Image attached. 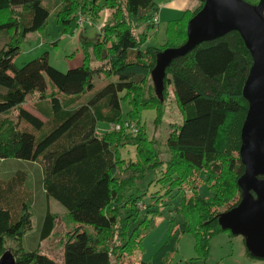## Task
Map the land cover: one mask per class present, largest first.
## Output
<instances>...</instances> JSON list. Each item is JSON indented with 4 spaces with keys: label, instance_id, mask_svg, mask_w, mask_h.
Masks as SVG:
<instances>
[{
    "label": "trees",
    "instance_id": "trees-1",
    "mask_svg": "<svg viewBox=\"0 0 264 264\" xmlns=\"http://www.w3.org/2000/svg\"><path fill=\"white\" fill-rule=\"evenodd\" d=\"M196 1L193 11L166 23L163 46L143 48L146 30L157 25L152 22L158 13L153 0H61L56 22L63 35L73 25L76 28L78 14L92 26L102 12H110L96 41L82 43V64L61 73L49 66L46 53L19 69L12 64L27 35L46 25L49 11L43 0H0V38L5 39L0 48V160L41 162L46 198L59 203L75 226L59 262L39 250H24L21 241L33 229L32 214L26 201L30 195L26 176L17 172L0 180V256L6 240L19 245L10 249L15 264H121L142 251L141 240L152 218L144 216L130 231L142 198L133 191L162 162L155 141L147 137L139 120L142 111L154 110L157 123L168 90L182 121L169 126L164 142L168 159L154 181L164 192H157V204L149 207L152 215H160L158 204L177 197L174 213L184 221L168 230L167 240L149 262L140 264H167L185 233L194 238L197 258L205 260L210 239L230 234L220 229L217 217L240 200L237 180L244 170L239 159L240 130L247 112L242 87L252 64L248 50L240 36L230 32L173 60L165 71L162 102L150 78L156 54L185 43L186 24L204 2ZM95 79L105 84L93 93ZM48 85L53 91L47 95ZM34 95L49 106L45 116L51 130L41 138L20 130L21 122L35 131L45 126L22 108ZM122 103L129 107L126 120L121 118ZM10 111L15 112V121L6 118ZM123 122L134 125L135 131L122 127L98 132L99 123ZM128 147L135 150L133 160L121 158L120 151ZM202 185L209 197L198 194ZM54 220L47 209L41 241L51 235Z\"/></svg>",
    "mask_w": 264,
    "mask_h": 264
},
{
    "label": "rangeland",
    "instance_id": "rangeland-1",
    "mask_svg": "<svg viewBox=\"0 0 264 264\" xmlns=\"http://www.w3.org/2000/svg\"><path fill=\"white\" fill-rule=\"evenodd\" d=\"M158 9V23L152 31H147V40L143 48H159L166 42V23L169 20H176L181 15L179 12H173L174 7H178L180 3H186L190 0H181L184 2H169L165 0H153ZM249 5H256L258 0H243ZM61 0H43V3L49 11V17L46 25L41 32H36L28 35V38L20 45L19 53L12 59V64L19 69L27 62L39 58L44 53L48 56V64L55 70L65 73L71 68H76L82 61L81 45L86 41L94 42L100 35V29L109 19L110 12L104 11L98 21L92 26H84L83 28L72 29L67 34H62V28L56 22V10L60 8ZM163 6V7H162ZM193 11V10H192ZM156 16V15H154ZM86 18V17H85ZM91 22V21H90ZM5 42L4 38H0V48ZM95 79V90H99L105 82H100ZM48 84V82H47ZM53 90L48 85L47 95ZM64 97V96H63ZM38 98L36 95L30 96L22 105L27 111L37 115L45 126L41 130H33L29 125L21 122L20 130H24L33 134L36 138H41L46 135L51 129V124L46 120L45 112L48 110L46 101L35 105ZM81 101V100H80ZM163 101V100H162ZM122 120H126V113L129 107L126 103H122ZM50 109V108H49ZM157 113L154 110L142 111L140 115L139 125L144 127L147 137L155 141V147L158 151L159 160L162 166L159 169H164V163L168 159V154L164 146L166 136L170 125L181 124V115L175 105L172 93L168 90L167 96L163 101V112L161 118L155 123ZM12 121L16 120L15 112L10 111L6 117ZM112 131L109 124L99 123L98 132L104 133ZM122 159L133 160L135 158V150L133 147H128L120 151ZM154 168L150 170L143 178V181L136 185L137 192L135 195L142 196L141 203L138 204L140 212L135 223L129 225L130 231L137 228L139 221L147 216L152 218V226L147 231L143 240H141L142 251L136 252L133 256L125 258L121 264H140L149 262L156 251L164 244L168 237V230L171 227H177L183 223L184 219L174 213V209L179 203L177 197L163 199L161 203L160 215H152V208L149 205H156L154 196L160 192L162 195L164 190H160V185L154 181L159 178V170ZM41 162L29 163L17 160H0V180H6L17 172H22L26 176L25 190L30 193L26 199L29 211L32 214V231L27 233L22 241L21 246L24 250L33 251L39 250L41 253L59 262L62 256L63 245L68 234L72 233L75 226L68 220L64 208L53 199H47L43 189V172ZM198 194L203 197H209L205 186H200ZM153 197V198H152ZM152 198V199H151ZM154 200V202H153ZM143 206V209L141 206ZM49 210L54 215V227L48 239L41 241L39 238L41 225L46 213ZM145 212H148L145 214ZM19 245L11 240H6L5 251L17 249ZM113 264H116L112 262ZM167 264H264L263 260L253 259L247 256L245 246L240 236H232L229 233H219L213 236L209 241V252L205 260L197 258L194 248V238L191 234L185 233L179 236L175 252L171 255Z\"/></svg>",
    "mask_w": 264,
    "mask_h": 264
},
{
    "label": "water",
    "instance_id": "water-1",
    "mask_svg": "<svg viewBox=\"0 0 264 264\" xmlns=\"http://www.w3.org/2000/svg\"><path fill=\"white\" fill-rule=\"evenodd\" d=\"M230 32L240 36L252 64L242 87L247 112L240 130L239 159L244 168L237 180L240 200L218 215L217 224L222 231L240 236L251 258L264 261V0L256 5L243 0H204L186 24L185 43L158 52L150 78L162 102L165 71L170 63ZM0 264H15L10 251L2 253Z\"/></svg>",
    "mask_w": 264,
    "mask_h": 264
},
{
    "label": "built area",
    "instance_id": "built-area-1",
    "mask_svg": "<svg viewBox=\"0 0 264 264\" xmlns=\"http://www.w3.org/2000/svg\"><path fill=\"white\" fill-rule=\"evenodd\" d=\"M152 22L154 25H156L158 23L156 16H153ZM75 24H76L77 28H83L84 26H91L92 23L88 19H86L84 16H81L78 14V19L75 22ZM122 124L123 125H119V124L118 125H110L111 130L112 131H119L122 127H124L127 130V132H129V133H133L135 131L134 125L130 124L129 122H123ZM140 206L143 209V206L142 205H140Z\"/></svg>",
    "mask_w": 264,
    "mask_h": 264
},
{
    "label": "crops",
    "instance_id": "crops-1",
    "mask_svg": "<svg viewBox=\"0 0 264 264\" xmlns=\"http://www.w3.org/2000/svg\"><path fill=\"white\" fill-rule=\"evenodd\" d=\"M173 2H175V1H177V2H184V1H181V0H172ZM172 1H170V2H172ZM168 4H169V2H167ZM163 7V6H162ZM197 7V1L196 0H190V1H187L186 3H180V5L178 6V7H174V11L173 12H179V14L182 16L186 11H192V10H194L195 8ZM161 10H163L162 8H160V10L158 9V11H161ZM103 13H105V12H103ZM101 15V14H100ZM180 16V17H181ZM156 17H157V20H158V16H157V14H156ZM179 17V18H180ZM170 21V20H169ZM158 25H159V23H158ZM28 38V35H27V37H26V39ZM84 41H86V39H84ZM82 64V61H81V63L79 64V66ZM79 66H77V67H79ZM42 102H44V101H40V100H38V101H36V103H35V105H37L38 103H42ZM24 109V108H23ZM25 110V109H24ZM27 111V110H26ZM27 112H29L31 115H33L34 117H36V118H38L39 120H40V118L37 116V115H35L34 113H31L30 111H27ZM43 122V121H42ZM98 129V128H97Z\"/></svg>",
    "mask_w": 264,
    "mask_h": 264
}]
</instances>
